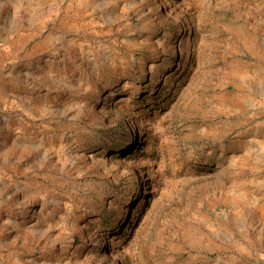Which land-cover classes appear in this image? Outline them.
I'll list each match as a JSON object with an SVG mask.
<instances>
[{
	"label": "rangeland",
	"instance_id": "obj_1",
	"mask_svg": "<svg viewBox=\"0 0 264 264\" xmlns=\"http://www.w3.org/2000/svg\"><path fill=\"white\" fill-rule=\"evenodd\" d=\"M0 264H264V0H0Z\"/></svg>",
	"mask_w": 264,
	"mask_h": 264
}]
</instances>
